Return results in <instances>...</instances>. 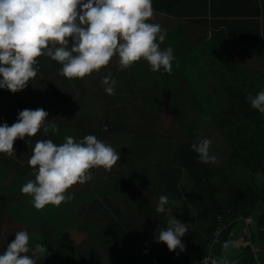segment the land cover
Instances as JSON below:
<instances>
[{"label": "trees", "instance_id": "obj_1", "mask_svg": "<svg viewBox=\"0 0 264 264\" xmlns=\"http://www.w3.org/2000/svg\"><path fill=\"white\" fill-rule=\"evenodd\" d=\"M258 40L260 48L264 47L261 27L255 45ZM212 53L214 66H191L185 60L182 65L172 67L171 73L179 74L174 77L186 82L177 85L183 89L172 94L165 87L167 79L158 72L152 79L139 76V68L151 74L144 59L124 71L109 63L108 71L116 80L115 89L126 94L112 98L103 87L95 93L89 83H83L69 105L60 92L50 90L46 84L52 82L57 67H50L51 58L46 55L37 57L40 65H35L37 75L26 88L16 93L0 88V112H3L0 125L17 122L19 111L42 108L59 129L53 132L50 128L47 139L51 135L54 143L61 144L65 136L79 142L86 135H94L111 145L120 159L110 171L105 170V179H96L97 168L90 169V188L81 192L68 189L74 195L70 201L37 210L30 203L32 198L20 189L32 180L28 160L35 143L45 134L41 129L34 139L26 135L24 139L17 138L15 156L0 153V168L4 163L10 165L6 164L0 176V220L5 210L15 211L10 205L16 203V218L27 224L31 221L28 225L34 228L28 245L35 249L37 244H43L42 255L52 259L60 250L70 264H97L100 258L95 256L96 243L102 244L105 255L113 251L119 264H206L203 260L206 256L226 257L230 264H264V184L258 179L259 172L264 175V114L246 100L249 93L255 96L264 91V75L236 63L225 52ZM106 73L107 70L105 76ZM138 80L146 81L145 87L150 89L137 87ZM160 90L178 124L167 135L156 128L155 122L143 123L147 111L160 110L163 102ZM205 130L216 132L219 143L224 145L216 153L215 162L202 163L191 147L203 139L200 136ZM116 134L122 139H116ZM105 138H109L108 142ZM12 172L15 178L2 184V179ZM13 186H16L14 193L10 191ZM144 191L158 198L168 196L164 213L157 212V206ZM114 194L129 202L122 206L113 204L109 196ZM24 204L33 209L34 219L21 218V211H26L21 209ZM98 211L101 216L94 217ZM172 215L188 228L181 237L184 251L179 248L169 251L163 242L155 246L144 240L160 222L167 225ZM249 216H253L250 222L246 221ZM81 217L87 221L78 224V229L95 236V244L87 242L84 250L62 229ZM49 230L55 244L51 243ZM241 236L243 241H237ZM225 242L233 245L227 251L223 250ZM140 245L151 252L149 257L135 251Z\"/></svg>", "mask_w": 264, "mask_h": 264}, {"label": "clouds", "instance_id": "obj_2", "mask_svg": "<svg viewBox=\"0 0 264 264\" xmlns=\"http://www.w3.org/2000/svg\"><path fill=\"white\" fill-rule=\"evenodd\" d=\"M153 14L152 0H0V88L12 93L26 88L37 75L35 65L41 55L60 63L59 74L69 80L100 71L114 56L119 57V71L144 59L151 72L163 69L171 74L173 49L161 50L166 34L159 24L148 22ZM101 83L108 95L115 94L116 80L110 73ZM246 100L264 114V91L255 96L249 93ZM48 116L42 108L24 109L19 111L17 122L0 125V153L15 156L14 141L25 135L30 139L41 129L45 135L50 128L58 132V126ZM211 143L204 138L191 145L202 163L216 160L210 155ZM119 159L120 154L111 145L94 135H86L79 142L65 136L61 144L51 139L39 140L28 160L35 179L20 191L32 198L30 203L37 210L48 204L59 207L74 198L67 192L71 186L92 179L90 169L103 167L110 171ZM168 204V196L161 195L157 212L164 213ZM186 232V224L172 215L156 239L165 243L169 251H184L181 237ZM28 243V233L17 231L0 255V264H36L34 256L43 253L45 246L37 244L33 256H29ZM231 246V242H225L223 250ZM210 264L230 262L226 257L211 258Z\"/></svg>", "mask_w": 264, "mask_h": 264}, {"label": "crops", "instance_id": "obj_3", "mask_svg": "<svg viewBox=\"0 0 264 264\" xmlns=\"http://www.w3.org/2000/svg\"><path fill=\"white\" fill-rule=\"evenodd\" d=\"M152 6L154 14L148 22L159 24L166 34L165 40L160 43L157 39V43H160L161 50L172 47L175 56L172 67L182 65L185 60L189 61L191 66H214L216 64L212 53L214 50L229 54L236 63L249 69L250 57L253 63L258 60V65L264 67V47L260 48L259 40L256 45L254 44L259 28L264 30V0H152ZM48 62L50 67L55 65L57 68L55 67L56 70L51 77L52 82L46 83L47 87L60 92L63 101L68 105L79 94V87L83 83H89L95 93L101 91V87L104 88L101 83L102 77H105L106 70V76L110 73L107 65L98 72L94 70L83 79L69 80L59 74L62 67L60 63L52 59ZM109 63L118 66V62H114V57L110 58ZM162 70L158 73L167 79L165 87L171 94L183 89V86H178L186 82L178 81L177 77H174L178 76V73L173 75ZM259 74L264 75V72L261 71ZM145 86L146 84H141L142 90L150 89ZM162 93L160 90L161 96ZM124 94H126L124 90L115 89V94L109 96L118 98ZM34 138L36 136L30 139ZM150 241L152 244L157 243V239ZM116 263V259L109 256L106 261L98 260L97 264Z\"/></svg>", "mask_w": 264, "mask_h": 264}, {"label": "rangeland", "instance_id": "obj_4", "mask_svg": "<svg viewBox=\"0 0 264 264\" xmlns=\"http://www.w3.org/2000/svg\"><path fill=\"white\" fill-rule=\"evenodd\" d=\"M86 2V0H85ZM249 61H248V64H249V67L251 68V70H254V71H263L264 72V67H261L258 65V60L256 62H252V57L248 58ZM261 60V59H260ZM263 61V60H261ZM114 62H119V57L118 56H114ZM144 69V68H143ZM139 71V76L142 77V78H145V79H152V78H156L157 76V72L156 73H153L151 72V74L148 73V70L143 72L142 68H139L138 69ZM147 73V75L145 74ZM139 81V82H138ZM138 81H135V85L137 87L144 85L145 84V81L142 82L140 80ZM162 98H163V102H162V106L160 108V110L158 109H150L149 111H147V114L146 116L144 117V121L143 123H152V122H155L156 124V128L159 129V131L162 133V134H169L171 132H173L175 129H177L178 127V124H177V121L173 120L172 118V114H171V110H170V106H169V101L165 98V94L162 93ZM157 112H156V111ZM0 115H3V112L1 110L0 112ZM97 118V117H96ZM99 119H97V123H98ZM47 135H45V137H41L40 140H47ZM201 138H208L212 141L211 143V147H210V155L212 156H217L216 153L218 151H220V149L223 148V143H219V135L216 133V132H210V131H203L201 136ZM115 138L116 139H122V136L120 134H116L115 135ZM49 139L53 140V136L49 135ZM106 141L108 142L109 138H105ZM75 141L76 138H74ZM63 143V142H62ZM6 164L8 166H10L8 163H4L3 165H1V168H0V176L3 174V172L5 171L6 169ZM105 169L103 167H99L97 168V170L95 171V176H96V179H105L106 175H105ZM32 177L31 179L34 180L35 179V176L32 174V171L30 172V176L29 178ZM12 178H15L14 176V173H10L6 178L2 179V184L4 183H7L10 179ZM258 179L260 180V182H262L264 184V175L259 172L258 174ZM1 182V181H0ZM90 185H91V182L90 181H87L83 184H80V183H76L74 184L73 186H71L69 189L71 190V188H73V190H77V191H84L86 189H89L90 188ZM13 189L10 190L12 193L16 192V186H13L12 187ZM11 189V188H10ZM145 193V196L147 198H149L151 201H153L154 205L158 206L159 204V198L156 197V195L152 194V193H149L147 191H144ZM110 198V202H112L113 204L115 205H118L119 206H122L124 205V203L126 202H129V201H124L123 202V198L120 196V195H117V194H114L112 196H109ZM166 208V207H165ZM10 209L12 210H15L14 212L11 211V213H8V211H5L3 212L2 214V218L0 220V255H2L4 253V251L6 250L7 248V245L9 243H11L14 239H15V234L17 231H26L28 233V235L33 231V227L32 226H29L28 224L31 223V221H28V224L26 222H23L21 220H18L16 218V203H13L10 205ZM21 209H25L26 211H21V218H28L30 217V219H34V211L33 209H27V207L24 205L21 206ZM27 210H30V211H27ZM79 212V211H78ZM11 214V215H10ZM101 216V211H98L94 217H99ZM88 219V218H87ZM84 221H87L85 218H79L77 219V222L76 223H73L72 225L70 226H64L62 227L63 230L67 231L68 234L70 235L71 239L78 245L79 249L81 250H84L86 249V246H88V243L89 244H95L93 242L95 236L94 235H89L87 234L86 232L78 229V224H81L83 223ZM160 227H163V228H166L167 225L165 223H162L160 222L158 224L157 227H155L154 230H151L149 231V234L144 237V240L146 241H150L151 239L155 240L157 238V235L159 234L158 232V228ZM155 231V232H154ZM48 234L51 236V243L52 244H55V238H54V235L52 234V232L49 230L47 231ZM158 232V233H157ZM151 235V236H150ZM102 237V236H100ZM243 236H241V238L237 241H243ZM34 242H35V238H34ZM88 242V243H87ZM158 243V242H157ZM156 242H153V245L157 244ZM44 244L46 246H49V243H45ZM30 251L29 253H27V255L29 256H33V253H34V249L32 247H30L28 245ZM186 248V247H185ZM47 249V247H46ZM190 251L191 253V250L190 249H187ZM135 251L138 252V254H142L143 256H147L149 257L151 255V252H149L147 249H145V245H140V246H137L135 248ZM188 251V252H189ZM189 253V254H190ZM44 254V253H43ZM192 254V253H191ZM190 254V256H191ZM23 255V254H22ZM49 255V254H48ZM55 259H52L50 258L49 256H45V255H42V253H37L35 254L34 258L36 259V264H70L68 262V260L65 258V256L61 253V251H57L55 254ZM108 254H104V250H103V246L102 244H98L96 243V252H95V256H98L99 258H101L102 260H107L108 259V256H110V258L112 259H115L116 256L115 254L113 253V251H111L109 253V255L107 256ZM141 255V257H142ZM196 258V257H195ZM194 257H192V259H195ZM100 259V260H101Z\"/></svg>", "mask_w": 264, "mask_h": 264}, {"label": "built area", "instance_id": "obj_5", "mask_svg": "<svg viewBox=\"0 0 264 264\" xmlns=\"http://www.w3.org/2000/svg\"><path fill=\"white\" fill-rule=\"evenodd\" d=\"M252 220H253V216H249V217L246 218V221H248V222H250V221H252ZM203 260H204V262H205L206 264H208L210 258H209V256H206V257H204Z\"/></svg>", "mask_w": 264, "mask_h": 264}]
</instances>
